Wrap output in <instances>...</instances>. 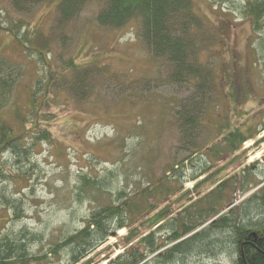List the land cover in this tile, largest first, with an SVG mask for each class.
<instances>
[{
  "label": "rangeland",
  "instance_id": "obj_1",
  "mask_svg": "<svg viewBox=\"0 0 264 264\" xmlns=\"http://www.w3.org/2000/svg\"><path fill=\"white\" fill-rule=\"evenodd\" d=\"M103 1L88 5L65 28L63 34L67 38L59 41L53 28L57 0L44 1L29 13L14 9L12 0H0V54L16 61L23 70L11 104L0 113V118L11 124L17 121L19 131L30 129L24 135L27 140H31L35 124L47 126L54 136V140L32 147L28 161L18 163L11 151L0 155L8 164L7 173L23 171L31 179L29 187L26 178H9V182H4L9 194L22 199V218L9 222L15 209L4 204L0 207V234L9 228L18 232L26 227V252L30 255L47 253L53 244L82 228L94 208L113 201L107 191L82 190L79 177L87 173L100 179L108 176V188L130 193L139 182L147 185L166 173L174 190L182 187L195 200L200 196L197 188L215 177H226L227 172H239L235 179L239 187L230 183L221 199L210 195L216 212L252 193L259 191L264 195V188L257 190L264 178V21L256 30L254 20L234 8L241 0H195L198 13L215 28L210 27L211 34L217 31L219 35H215L217 42L212 50L201 54L202 62L213 70L214 82L211 88L199 93L191 83L170 81L169 66L155 58L142 41L138 18L125 26H101L96 17ZM16 22L26 23L18 32L20 36L24 32L32 37L36 32L46 35L42 37L50 45L44 51L48 63L40 64L21 44L13 33ZM35 42L32 45L40 48ZM71 57L81 69L71 74V82L66 77L56 81ZM44 64L52 65L48 70L52 77ZM39 79L43 81V87H39L43 94L34 99L32 92ZM186 101L193 111L195 102V107L200 108L201 125L195 131L194 145L183 139L185 122L181 112ZM230 125L240 126L251 136L259 132V136L249 139L235 155L225 147L217 153L222 134ZM209 165L213 168L202 174L200 169ZM173 167L179 168L175 171ZM244 177L247 180L242 188ZM250 185L251 189L245 190ZM185 196L180 192L166 203L177 209V201ZM186 203L190 204L185 200ZM251 204L245 203L246 207ZM202 205L204 202H198L192 211ZM260 218L254 215V220H248L245 215L241 221L254 225ZM129 234L127 228L118 231L80 264H106L122 252L123 240ZM230 236V232L216 235L222 239L223 247L215 254L196 253L177 257L170 263L151 256L147 264H235L238 254ZM167 239V233L160 236L159 242L164 246L160 252L173 245ZM48 257L31 264L69 261L65 251Z\"/></svg>",
  "mask_w": 264,
  "mask_h": 264
},
{
  "label": "trees",
  "instance_id": "obj_2",
  "mask_svg": "<svg viewBox=\"0 0 264 264\" xmlns=\"http://www.w3.org/2000/svg\"><path fill=\"white\" fill-rule=\"evenodd\" d=\"M44 1L48 0H12V4L18 12L29 13L36 5ZM93 1L97 0H57L53 28L59 34L57 36L59 41L64 37L67 38L63 34L65 28L75 21ZM223 1L234 2V0ZM234 8L244 17H251L254 20V28L260 29L264 21V0H241V3ZM1 13L0 10V16ZM135 17L140 20V36L146 48L155 58L165 61L169 66L168 76L171 82L191 83L197 87L199 93L206 88H211L214 82L213 70L202 62L201 54L212 50V46L217 42L215 35L217 37L219 35L217 31L215 35L211 34L209 29L214 27L198 13L195 0H104L96 20L101 26L114 28L125 26ZM21 24L17 23L13 33L18 36L29 54L35 55L40 60V64L42 61L48 63L45 60L44 51L45 48H50V45L46 37H42L46 35L43 33L36 35L38 33L36 32L35 37H32L24 32L20 36L18 32L26 23ZM35 40L40 48L32 45ZM29 45L34 49L30 50ZM44 67L52 77V71H48L52 65L44 64ZM79 69H81L80 65L71 57L56 81L66 77V80L71 82V74H75ZM89 71L90 69H85V72ZM22 75L23 70L16 61L0 54V113L11 104L15 88ZM40 75L41 78L44 76L42 68ZM53 80L51 85L55 83ZM38 84L32 92L34 99L40 97L43 92V89L39 88L43 87V81L39 79ZM195 103L198 105V102ZM182 105L181 118L185 122L183 139L189 145H194L195 131L201 125L200 117H198L200 108L197 109L194 105L193 111L187 101ZM17 124V121L11 124L8 120L0 118V155L3 156L11 151L18 163L29 160L32 147L43 141L54 140L52 131L40 124L32 125L31 140H27L28 138L26 139L24 135L30 129L23 128L19 131ZM252 138L255 136L249 135V132L244 131L240 126L230 125L224 130L221 145L216 152H222L221 149L225 147L235 155L240 152L244 143ZM211 148L212 146L207 147L209 150ZM181 162L184 164V161ZM142 167V165L139 166L140 169ZM178 168L173 167L175 171ZM212 168L213 165L204 166L200 171L204 174ZM7 170V162L0 158V207L4 204L15 209L14 216H11L9 220L11 222L22 218L24 209L22 199L9 194L4 182H9V178H13V181L26 178L27 172L14 174L13 171H8V174ZM236 172L234 174L227 172L226 177L221 179L215 177L200 189L197 188L200 196L195 200L189 195L190 191H184L182 187L174 190L169 182L170 177L166 173L155 181H149L147 185L139 182L131 193L126 189L118 190V192L116 189L108 188L111 186V179L108 176L100 179L91 173L81 175L79 182L82 183V190L93 188L98 191H107L111 194L110 198L113 201L94 208L82 228L67 235L59 243L53 244L47 253L41 255L27 254L26 231L28 229L26 227L18 232L9 228L5 233L0 234V264H31L35 261L48 260V254L61 255L63 251L69 256L68 264H80L110 237L124 228H127L130 234L123 240V250L106 264H147L154 256H157L161 262L170 263L181 256L214 253L223 247L222 239L216 237L221 232L231 233V244L235 253L238 254L235 264H264V219H261L264 218V195H260L259 191L252 193L249 198L231 203L222 212H216L209 199L212 194L217 195L216 199H221L224 191L230 187V183H233L234 187H239L238 181H235L239 172ZM197 176L198 173L194 174L193 178L196 179ZM25 180L29 187L31 179ZM246 180L244 177L243 183L239 182L242 188ZM251 187L252 185L245 190ZM257 187V190L264 188V178ZM180 192L185 193L186 196L177 201L178 208L169 206V202L166 203L168 199ZM203 198L204 200L201 201ZM185 200L190 204H187L188 202L184 204ZM198 202H204L207 206L202 205L199 210L192 211ZM247 202L252 204L246 207ZM163 204H165L164 207ZM254 206L257 209H254ZM155 210L157 211L154 212ZM174 210L178 213L175 214ZM251 213L253 217L254 215L261 217L258 223L252 225L249 221H241L245 215L246 219L254 220ZM205 225L208 226L205 227ZM165 233L168 234L167 242L173 245L160 252L164 248L159 242L160 236ZM213 236L217 239H211Z\"/></svg>",
  "mask_w": 264,
  "mask_h": 264
},
{
  "label": "flooded vegetation",
  "instance_id": "obj_3",
  "mask_svg": "<svg viewBox=\"0 0 264 264\" xmlns=\"http://www.w3.org/2000/svg\"><path fill=\"white\" fill-rule=\"evenodd\" d=\"M259 133V132H258ZM257 133V135L255 136V139L259 136V134Z\"/></svg>",
  "mask_w": 264,
  "mask_h": 264
},
{
  "label": "bare ground",
  "instance_id": "obj_4",
  "mask_svg": "<svg viewBox=\"0 0 264 264\" xmlns=\"http://www.w3.org/2000/svg\"><path fill=\"white\" fill-rule=\"evenodd\" d=\"M197 187V186H196ZM199 209V208H198Z\"/></svg>",
  "mask_w": 264,
  "mask_h": 264
}]
</instances>
